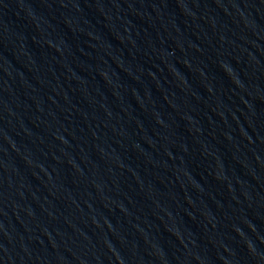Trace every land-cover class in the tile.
Instances as JSON below:
<instances>
[{
    "label": "water",
    "instance_id": "water-1",
    "mask_svg": "<svg viewBox=\"0 0 264 264\" xmlns=\"http://www.w3.org/2000/svg\"><path fill=\"white\" fill-rule=\"evenodd\" d=\"M0 264H264V0H0Z\"/></svg>",
    "mask_w": 264,
    "mask_h": 264
}]
</instances>
